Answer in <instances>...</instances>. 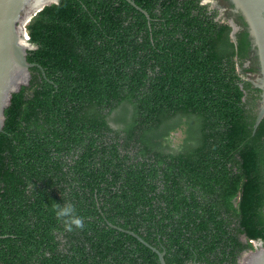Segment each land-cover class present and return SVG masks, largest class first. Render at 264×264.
<instances>
[{
    "label": "trees",
    "instance_id": "obj_1",
    "mask_svg": "<svg viewBox=\"0 0 264 264\" xmlns=\"http://www.w3.org/2000/svg\"><path fill=\"white\" fill-rule=\"evenodd\" d=\"M130 1L60 0L27 25L36 66L0 132V264H161L152 248L240 264L264 242L248 31L236 44L202 0Z\"/></svg>",
    "mask_w": 264,
    "mask_h": 264
},
{
    "label": "water",
    "instance_id": "obj_2",
    "mask_svg": "<svg viewBox=\"0 0 264 264\" xmlns=\"http://www.w3.org/2000/svg\"><path fill=\"white\" fill-rule=\"evenodd\" d=\"M59 1L0 0V132L4 129L5 110L10 106L13 94L18 93L22 86L29 84L30 70L36 66L28 62V51L35 47L27 38L29 37L27 25L46 6ZM212 1L204 0L203 3L207 5ZM230 2L234 6L231 11L243 16L249 26L253 54L260 65L258 74L249 78V81L262 91L255 125L257 128L264 119V0H230ZM142 11L148 15L145 10ZM230 24L234 29L232 37L237 43L238 26L234 20H231ZM254 244L255 251L247 252L241 258L240 264H264V242H254ZM152 249L159 254L161 264H167L164 254L155 248Z\"/></svg>",
    "mask_w": 264,
    "mask_h": 264
},
{
    "label": "flooded vegetation",
    "instance_id": "obj_3",
    "mask_svg": "<svg viewBox=\"0 0 264 264\" xmlns=\"http://www.w3.org/2000/svg\"><path fill=\"white\" fill-rule=\"evenodd\" d=\"M202 1H204V0H202ZM230 3H231L230 0H213L211 3H209L207 5H209V10H210V12L212 14L213 13H217V21L225 22L226 20H228L229 23H230L231 20L232 21L234 20L235 24L238 26V31L236 32V39H237V43L236 44H238V37H239L240 34L244 33L245 30L248 31L247 34H249V30H248L249 26H248V24L245 21L243 16H241L238 13H234L233 11H231V10L234 9V6L231 5ZM232 33H233V31H232ZM231 36H232V34H231ZM232 39H233V37H232ZM249 40H250V37H249ZM245 61H246L245 65L242 67L240 73L242 75V78L245 81L250 82L249 78H251V77L255 76L256 74H258V72L260 70V65H259V63L257 61V58L253 54L252 44H251V47L249 49L248 59H246ZM252 67L255 68V71L250 70ZM246 69H248V71ZM255 88L256 87L253 85L249 95H251V96L252 95H257L256 93L254 94ZM261 99H262V93L260 94L259 100L257 102L258 111H259V102L261 101ZM253 251H255V248H254ZM249 252H252V251H249ZM245 254H247V253H245ZM245 254L243 256H245ZM240 262H241V260H240Z\"/></svg>",
    "mask_w": 264,
    "mask_h": 264
},
{
    "label": "clouds",
    "instance_id": "obj_4",
    "mask_svg": "<svg viewBox=\"0 0 264 264\" xmlns=\"http://www.w3.org/2000/svg\"><path fill=\"white\" fill-rule=\"evenodd\" d=\"M55 213L58 218L63 220L64 227L67 231H72L73 226L76 228L83 227V219L76 215L75 206L72 203H65L63 205L57 204Z\"/></svg>",
    "mask_w": 264,
    "mask_h": 264
},
{
    "label": "rangeland",
    "instance_id": "obj_5",
    "mask_svg": "<svg viewBox=\"0 0 264 264\" xmlns=\"http://www.w3.org/2000/svg\"><path fill=\"white\" fill-rule=\"evenodd\" d=\"M174 140H176V136L174 137ZM177 143H178L177 141H174V142H173V146H174V147L177 146Z\"/></svg>",
    "mask_w": 264,
    "mask_h": 264
},
{
    "label": "built area",
    "instance_id": "obj_6",
    "mask_svg": "<svg viewBox=\"0 0 264 264\" xmlns=\"http://www.w3.org/2000/svg\"><path fill=\"white\" fill-rule=\"evenodd\" d=\"M27 38L29 39V37L27 36Z\"/></svg>",
    "mask_w": 264,
    "mask_h": 264
}]
</instances>
